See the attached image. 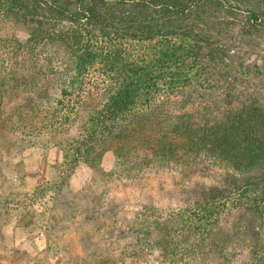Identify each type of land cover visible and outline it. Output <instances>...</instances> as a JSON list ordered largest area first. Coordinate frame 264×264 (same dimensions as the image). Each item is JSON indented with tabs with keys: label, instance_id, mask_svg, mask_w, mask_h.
I'll list each match as a JSON object with an SVG mask.
<instances>
[{
	"label": "trees",
	"instance_id": "16d2710c",
	"mask_svg": "<svg viewBox=\"0 0 264 264\" xmlns=\"http://www.w3.org/2000/svg\"><path fill=\"white\" fill-rule=\"evenodd\" d=\"M234 25L245 37L263 31L264 0H0V164L31 144L63 153L54 185L24 207L0 197V231L12 212L26 228L50 194L55 210L70 193L54 221L101 222L108 242L85 253L89 264H264V105L201 112L189 100L218 85L213 71L234 56ZM81 164L95 181L73 193ZM155 171L183 182L173 211L112 194L145 188ZM109 185L111 203L98 190ZM239 215L252 218L247 249L226 238Z\"/></svg>",
	"mask_w": 264,
	"mask_h": 264
},
{
	"label": "rangeland",
	"instance_id": "374dc122",
	"mask_svg": "<svg viewBox=\"0 0 264 264\" xmlns=\"http://www.w3.org/2000/svg\"><path fill=\"white\" fill-rule=\"evenodd\" d=\"M239 18L244 20L245 17L240 15ZM16 33L21 42H26L28 32L23 26L16 27ZM236 34L237 43L233 45L235 53L232 60L213 71V78L218 85L214 87L206 83L205 88L194 90L189 99L191 105L195 104V108L201 112L220 111L233 102L248 99L259 100L264 105V30L245 37L241 35V27L234 25L226 37L232 38ZM62 162L63 153L59 148L45 150L36 144L26 146L21 154L0 164V197L4 200L12 198L21 208L24 207L26 197L31 196L36 189L54 185ZM114 165V154L108 152L102 162V169L109 172ZM91 181H95L93 170L81 164L71 179L70 190L73 193L81 192ZM146 184L142 189H126L117 185L112 187V194L128 205L143 207L151 204L167 210V213L178 208L183 201L184 193L179 186L183 182L165 171L150 172ZM98 190L101 194H110L108 199L111 203V185ZM51 196L37 205L34 217L27 219L26 228L19 226L15 212H12L11 222L0 231V264H89L90 258H84L85 253L94 255L100 246L101 250L106 248L108 242L103 236L101 222L74 223L69 219L65 222H56L57 219L54 221L57 212L67 210L66 203L71 194L63 198L64 209L61 205L55 210L52 203H49ZM251 222V216L239 215L235 224L227 228L232 230L226 236L228 242L240 249L244 246L250 248L251 237L244 232V227ZM232 227H240L242 231L236 232ZM51 228H61L59 237L49 236L47 231ZM83 241H89V244ZM260 258L264 260V256ZM146 264L158 263L154 257L149 256Z\"/></svg>",
	"mask_w": 264,
	"mask_h": 264
}]
</instances>
